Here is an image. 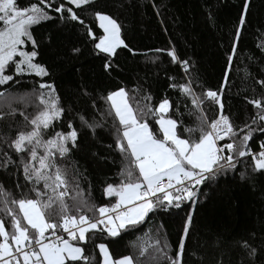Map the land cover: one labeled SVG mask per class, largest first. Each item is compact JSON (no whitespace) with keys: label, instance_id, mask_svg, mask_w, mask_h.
<instances>
[{"label":"trees","instance_id":"obj_1","mask_svg":"<svg viewBox=\"0 0 264 264\" xmlns=\"http://www.w3.org/2000/svg\"><path fill=\"white\" fill-rule=\"evenodd\" d=\"M36 2L17 0L19 7ZM241 3L242 0H95L79 12L85 24L98 37L102 35V30L95 22L94 11L111 15L122 25V39L134 50L117 49V55L111 58L94 49L85 29L77 22L60 23L55 20L34 26L32 31L39 44V56L35 62L46 65L49 76L24 74L15 76L14 81L7 85H0V93H4L0 95V111L8 112L9 105L16 110L13 116L0 118V154L7 151L17 162L7 169L0 168V185L7 190L8 196L12 199L35 198V192H30L34 184L25 179L21 164V160L28 157L14 153L2 141L5 136L14 138L18 130H30L25 129L26 122L20 113L23 112L29 119L37 114L42 109V106L38 109L39 101L35 96L41 91L38 85L50 83L64 112L52 122L43 138L47 139L55 132H68L69 121L79 134L77 147L67 157L55 156L57 165L67 169L65 202L71 205L74 197L82 196L97 207L112 204L115 197H107L104 188L108 183H119V173L125 161L115 149L113 131L118 120L106 97L110 92L124 88L126 101L133 110L138 106L143 108L145 104L155 108L168 98L172 104L169 115L181 122L180 130L194 127L197 110L191 98L178 87L170 85L190 80L198 96L208 89H221ZM262 45L264 0H251L247 23L237 43L222 94L225 113L234 117V122L241 126L256 114L244 97L255 99L264 95V89L255 83L264 79ZM73 48H79L80 52L73 54ZM169 48L175 49L181 61L191 62L188 73L180 64L171 61L166 51ZM157 49L165 51L157 52ZM25 50L31 51V44ZM106 59L112 63V68L107 71L104 68ZM13 72L14 65L7 74ZM43 91L47 96V90ZM146 97H151V100H146ZM203 108L212 118L215 106L205 103ZM148 119L150 126L157 127L151 116ZM85 121L96 126L94 131ZM262 141L264 135L254 133L249 142L251 150H259ZM227 142L225 139L224 143ZM108 145L113 147L109 149ZM38 152L42 154L43 149H38ZM252 167L251 157L241 158L235 169L220 173L216 180L200 186L201 192L206 195H201L198 203L192 206L194 220L185 241L184 264H215L221 258L226 264L230 260L237 264L244 258L243 255L239 249L225 247L224 242L240 240L252 234L255 236L254 246L264 247L261 245L264 240V173L253 172ZM18 184L20 187H17ZM35 187L51 194L50 190L43 189V182ZM4 199V195H0V218L7 221L9 218L3 212ZM188 210H157L136 228L121 230L118 237L102 234L96 244L105 243L114 259L130 255L138 258L141 264H149L150 254H154L155 242L159 239L161 246L168 245V254L173 256L178 251ZM218 239H221L220 246L216 245ZM142 246L144 256H140L139 252ZM85 254L94 257L100 264L99 249L94 245H87ZM253 264H264V251L253 258Z\"/></svg>","mask_w":264,"mask_h":264},{"label":"snow or ice","instance_id":"obj_2","mask_svg":"<svg viewBox=\"0 0 264 264\" xmlns=\"http://www.w3.org/2000/svg\"><path fill=\"white\" fill-rule=\"evenodd\" d=\"M94 2L37 0L29 6L19 7L17 0H0V85H7L14 81L15 76L24 74L49 76L47 66L35 62L39 56V44L32 31L34 26L45 21L77 22L85 29L94 49L106 54L108 58L116 56L120 48L134 52L121 37L122 25L111 15L100 10L94 11V18L103 30V34L98 37L85 24L79 12ZM250 8L251 0H242L231 52L227 57L224 84L227 83ZM28 44L32 46L31 51L25 50ZM261 47L264 49V45ZM166 51L173 63L180 64L185 73L190 71L189 60L181 61L174 48ZM72 52L78 54L80 49L73 48ZM13 65L14 72L7 74ZM104 68L106 71L112 68L110 59H106ZM255 83L264 89V79L256 80ZM224 84L219 91L208 89L199 96L194 93L190 80L170 85L178 87L190 97L197 110L195 126L184 127L182 131L181 122L169 115L172 104L168 98L163 99L155 108L145 104L143 108L138 106L133 110L124 99V88L110 92L106 100L110 102L118 120L113 131L114 145L125 165L121 167L119 183H108L104 188V194L115 197L116 202L110 206L97 207L89 204L82 196L74 197L71 205L65 202L67 169L57 165L55 156L67 157L77 147L79 134L69 121L68 132H55L47 139L43 138L45 131L62 116L64 109L60 106L59 97L55 96L54 86L40 83L38 89L41 91L35 93V96L39 101L38 109L40 106L42 109L31 119L23 112L20 113L26 122L25 129L30 130H18L14 138L5 136L2 141L14 153L28 157L27 160H21V164L25 179L34 184L30 192H35V198L12 199L3 185H0V195L5 197L3 212L9 218L7 221L0 218V264H99L94 257L85 254L89 244L99 249L103 257L102 264H141L138 258L130 255L114 260L107 245L96 244V241L101 239L102 234L115 238L121 230L136 228L146 222L150 213L157 210L188 208L178 251L169 256L168 245L165 243L161 246L157 239L154 254H150L149 261V264H184L185 241L191 233L194 220L192 206L198 203L201 195H206L201 192L200 186L216 180L220 173L235 169L244 157H251L253 172L264 173V141L260 142L258 152H253L249 144L254 133L264 135V95L255 99L244 97L256 110V114L241 126L234 122V117L225 113L222 99ZM43 90H47V96ZM146 100L150 101L151 97H146ZM205 103L216 108L212 118L204 111ZM15 111L9 105L8 112L0 111V118L13 116ZM149 116L157 127L150 126ZM87 126L93 131L96 127L91 124ZM225 139L229 142L222 143ZM107 147L111 149L113 145ZM38 149H43L42 154ZM16 164L9 152L0 154V168L7 169ZM241 175L243 178L244 174ZM41 182L43 189L50 190L51 194L35 187ZM254 240L252 234L247 238L224 242V246L239 249L244 258L237 264H253V258L264 251V247L254 246ZM216 245H221V239L216 241ZM261 245L264 246V240ZM139 252L140 256L145 255L143 246ZM200 259L203 261V257ZM215 264L226 262L221 258ZM227 264H233V261Z\"/></svg>","mask_w":264,"mask_h":264},{"label":"rangeland","instance_id":"obj_3","mask_svg":"<svg viewBox=\"0 0 264 264\" xmlns=\"http://www.w3.org/2000/svg\"><path fill=\"white\" fill-rule=\"evenodd\" d=\"M95 22H97V24L99 25V22L96 20ZM0 27H2V25H0ZM102 30V29H101ZM102 34H103V30H102ZM18 59V58H17ZM114 92V91H113ZM30 99H32V97L30 96ZM125 101L127 100V97L125 96ZM128 103V101H126ZM160 103V102H159ZM158 103V104H159ZM129 105V104H128ZM111 205V204H110ZM101 255V254H100ZM114 259V258H113ZM119 259V258H118ZM115 260V259H114ZM102 261H103V257L101 255V259H100V264H102Z\"/></svg>","mask_w":264,"mask_h":264},{"label":"built area","instance_id":"obj_4","mask_svg":"<svg viewBox=\"0 0 264 264\" xmlns=\"http://www.w3.org/2000/svg\"><path fill=\"white\" fill-rule=\"evenodd\" d=\"M222 143H224V141H223ZM258 151H259V150H257V151H253V152H258ZM109 206H110V205H109ZM65 238H67V237H66V234H65Z\"/></svg>","mask_w":264,"mask_h":264},{"label":"crops","instance_id":"obj_5","mask_svg":"<svg viewBox=\"0 0 264 264\" xmlns=\"http://www.w3.org/2000/svg\"><path fill=\"white\" fill-rule=\"evenodd\" d=\"M115 202H116V198H115V200H114V202H113V203H115ZM113 203H112V204H113ZM100 256H101V255H100Z\"/></svg>","mask_w":264,"mask_h":264}]
</instances>
